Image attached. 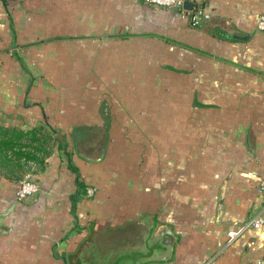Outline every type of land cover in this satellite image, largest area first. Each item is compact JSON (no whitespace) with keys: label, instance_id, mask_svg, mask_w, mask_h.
Instances as JSON below:
<instances>
[{"label":"crops","instance_id":"1","mask_svg":"<svg viewBox=\"0 0 264 264\" xmlns=\"http://www.w3.org/2000/svg\"><path fill=\"white\" fill-rule=\"evenodd\" d=\"M191 1L209 18L193 25L190 9L142 0H0V57L14 64L0 86V125L56 127L75 168L56 140L38 164L0 166V264H67L88 245V264L107 255L110 264H254L264 255V223L228 236L264 217V0ZM66 46L90 47V63H100L90 72L105 85L58 91L59 100L38 85L24 62L81 55ZM162 77L176 82L163 87ZM64 126L103 132L77 150ZM26 173L39 190L17 200ZM77 177L95 193L71 210Z\"/></svg>","mask_w":264,"mask_h":264},{"label":"rangeland","instance_id":"2","mask_svg":"<svg viewBox=\"0 0 264 264\" xmlns=\"http://www.w3.org/2000/svg\"><path fill=\"white\" fill-rule=\"evenodd\" d=\"M52 49H54V51L58 50L56 46ZM65 49L70 50V51H74L75 49L76 50L83 49V50L81 52V55H74V56H71L70 59L68 58L67 63L64 62L63 57H57V59L54 57L51 59L50 63H44L45 67H43L42 66L43 62L40 63L38 61H35L36 57H34V56H32L29 59V61L24 62L25 65H28V67L30 66V69L35 71L36 74L38 75V79L35 80V81L39 82L38 85H42L41 87L47 91H52V94L54 93L55 94L54 97L58 100H59L58 97H61V94H58V97H57V93H59L58 91L66 90V91H72V92L73 91L81 92L85 88L95 87L94 85H98V86L99 85H105L104 79H102L100 77L95 78V76L92 75V72H90L91 70H96V68L94 67L95 65L98 66L100 64L99 61L90 63V61H89V58H90L89 49H90V47H88V46H66ZM19 63H18V65H19ZM90 64H92V66H90ZM103 64H105V63H103ZM8 65H14V64L12 63V61L9 58L7 59L5 57H3V58L0 57V86L5 87V88H7L9 86V83H11V80H12L10 77L9 71L6 72V67H8ZM18 67H20V66H18ZM39 73H43V74L49 73V74H51V76H49V77H47L45 75L42 76V74H39ZM17 80H18V84L20 86L27 87V84L26 85L24 84L26 82V80L24 81V78H19ZM146 80H148L147 84L150 82V84L153 86V83H151L153 78H151V79L146 78ZM178 81H179V79H178ZM161 82H162V86L164 87V86L170 85V83H172V85H173V82L175 83L176 80L175 79L171 80L170 77H162ZM131 84H135V79H131ZM156 85H159V84L156 83ZM80 88H81V90H80ZM140 95H137V96L140 97ZM69 96L71 98H78L79 101H82V98H83L82 94H78L76 92H74L73 94H71ZM161 96H162L163 101L169 100V98H168L169 94L165 93L164 90H163V93L161 94ZM175 96L176 95L173 94L172 97L175 98ZM145 98H146L145 101L149 102L148 100L153 98V95L147 94L145 96ZM185 98H186V95H182V99H180V100L184 101ZM38 99H40L39 96L30 95L29 98L26 99V102L27 103H35V102L39 101ZM44 100H45V98H44ZM20 101H21V99H20ZM37 128H38L37 133H36L37 141H35L34 143L32 142V144H29V146H27L26 148L29 149L30 151L34 150L37 153V156L41 157L55 145V139H54V135L49 131L48 127L37 126ZM59 128H60V130H63V129L66 130L67 129L69 131V134H70L69 138H68L69 143L73 148H77V150L79 148H81L82 144L86 143L83 141V139L81 141V138H83V136L88 137L92 134L95 136L98 134H102V132H103L101 127H94V126H92V127H90V126H73L71 128L68 126H64V127H59ZM68 131H66V132H68ZM25 143H27V142H25ZM25 168H28V167H25ZM29 168H31V167L29 166ZM91 196H93V195H91ZM89 247H90V245L86 246V249H84L83 258L85 256H87V257L90 256L91 251H90ZM104 257H106V255ZM107 258L109 260L110 259L112 260L114 258V256L109 257V255H107ZM107 258H105V260H103L104 263H100V264H110L107 262ZM95 261L96 260L94 259L93 262H95ZM93 262H92V264H93ZM95 264H97V262Z\"/></svg>","mask_w":264,"mask_h":264},{"label":"trees","instance_id":"3","mask_svg":"<svg viewBox=\"0 0 264 264\" xmlns=\"http://www.w3.org/2000/svg\"><path fill=\"white\" fill-rule=\"evenodd\" d=\"M11 0H2V2L7 5V2ZM19 1V0H17ZM194 8L202 7V5L193 6ZM204 8V7H203ZM191 12H189L187 19L190 20ZM258 18V16H257ZM257 21V20H256ZM192 24V23H191ZM197 25V24H193ZM49 131L54 135V139L57 141V147L63 149L68 157L69 166L75 171L74 166L70 162L71 152L67 148L68 141L63 133L59 131L56 127L46 123ZM37 128L25 131L15 127L2 126L0 125V166L4 169H24L26 164L29 162H42L43 156L38 157L37 153L32 150L30 151L26 147L32 143H25L23 141L24 137H30V141L37 140L36 137ZM30 134V135H29ZM29 135V136H28ZM78 189L71 194V210H74L75 205L82 194H85L86 187L80 179L77 177ZM67 264H75L73 257H68Z\"/></svg>","mask_w":264,"mask_h":264},{"label":"built area","instance_id":"4","mask_svg":"<svg viewBox=\"0 0 264 264\" xmlns=\"http://www.w3.org/2000/svg\"><path fill=\"white\" fill-rule=\"evenodd\" d=\"M147 4L158 5V6H176L184 9L183 3L185 0H142ZM191 12L190 20L192 24H199L201 19L209 18V13L203 7L192 8L188 10ZM256 26L259 30L264 31V12L258 15ZM39 190V185L35 179H33L30 173H26L25 176L20 180L17 189H16V199L17 200H24L29 197H32L37 193ZM258 191L262 197L263 205H264V177L261 178ZM95 193V187L89 185L86 187L85 194L87 196H91ZM264 223V217L256 216L253 219L249 220L247 223L243 224L237 230L228 231L229 238H233L239 232L243 231L247 226H259ZM254 264H264V255L255 259Z\"/></svg>","mask_w":264,"mask_h":264},{"label":"water","instance_id":"5","mask_svg":"<svg viewBox=\"0 0 264 264\" xmlns=\"http://www.w3.org/2000/svg\"><path fill=\"white\" fill-rule=\"evenodd\" d=\"M192 6H193V2H192L191 0H185L184 3H183V7H184L185 9H191ZM88 242H89V240H87V243H88ZM83 254H84V249H83V251H82V255H83ZM82 255L75 254V255L71 256V257L74 258V263H75V264H84V262H83L82 259H81V256H82ZM113 264H118V263L114 262Z\"/></svg>","mask_w":264,"mask_h":264},{"label":"flooded vegetation","instance_id":"6","mask_svg":"<svg viewBox=\"0 0 264 264\" xmlns=\"http://www.w3.org/2000/svg\"><path fill=\"white\" fill-rule=\"evenodd\" d=\"M82 260L84 264H88V262L91 261L92 259L91 258L89 259V257L85 256L84 258H82Z\"/></svg>","mask_w":264,"mask_h":264}]
</instances>
